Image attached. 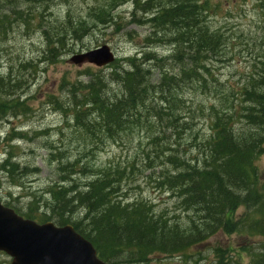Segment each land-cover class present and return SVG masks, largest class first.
Listing matches in <instances>:
<instances>
[{"label":"trees","instance_id":"1","mask_svg":"<svg viewBox=\"0 0 264 264\" xmlns=\"http://www.w3.org/2000/svg\"><path fill=\"white\" fill-rule=\"evenodd\" d=\"M50 1L0 0V39L6 38L16 19L25 27L36 21L34 28L41 30L48 53L43 60L52 63L59 48H63L66 35L78 37L85 30L76 22L69 29L57 26L56 31L49 28L50 22L41 25V16H32L31 8L47 7ZM16 2L24 8L15 11ZM259 4L264 13V0H259ZM133 11V18L139 14L135 22L150 28L152 36L144 42L169 46L168 60L177 63L176 71L165 69L166 59L145 52L142 58L125 57L123 67L117 66L119 59L107 66L115 67L110 81L99 74V69L92 74L87 71L85 82L63 79L65 97L48 95L46 101L55 112L64 115L65 127L69 123L77 126L83 138L88 137L95 146L103 143L102 139H117L135 128L149 133L152 149L144 151L141 162L150 172L148 176H158L155 187L176 201L178 215L170 220L165 213H155L150 203L125 198L123 184L138 170L134 162L113 164L79 184L73 176L88 172L87 165H80L79 159H54L59 181L47 189L49 203L34 199L20 214L37 222L51 219L58 226L72 225L107 264H146L153 255L180 256L184 249L203 244L218 233L236 234L247 240L257 238L258 251H253L252 263L264 264V184L257 166L264 153V51L253 65V74L240 87L235 106L199 109L207 112L210 135L204 139L196 133L191 135L188 140L197 152L194 158L185 160V151L182 154L165 141L167 131L173 130V136H177L180 128L192 127L185 120L189 119L190 109L185 108L181 95L189 89L211 93L214 85L208 79L207 64L212 56L220 54L222 36L208 25V0H134ZM66 16L70 17L68 11ZM67 23L70 24L69 18ZM145 60L160 68L156 82L149 81L151 68L144 65ZM111 82L117 85L118 94L110 89ZM19 85L13 78L0 76V122L27 114V100L21 101L16 94L21 89ZM229 96L233 97L228 93L224 100ZM183 109L184 114L180 113ZM240 122L245 128L235 130ZM14 130L6 138L8 143L3 149L8 151L0 164V172L10 183L27 170H19V164L13 161L16 157L9 151L13 148L12 139L27 135ZM41 204L45 210L38 214ZM240 208L243 212L236 216ZM181 214L185 220L178 218ZM213 254L214 264H231L227 249L216 247Z\"/></svg>","mask_w":264,"mask_h":264},{"label":"rangeland","instance_id":"2","mask_svg":"<svg viewBox=\"0 0 264 264\" xmlns=\"http://www.w3.org/2000/svg\"><path fill=\"white\" fill-rule=\"evenodd\" d=\"M133 1L51 0L47 3V7L31 8L30 14L34 17L41 16L39 17L43 20L41 25L50 22L49 28H53L54 31L57 30L55 28L57 26L59 29L62 28L61 26L69 29L75 22L85 30L78 37L72 38L71 34L66 35L61 44L64 46L62 49L59 48L58 57L52 63L43 60L48 53L41 30L34 28L36 21L25 27L16 19L6 38L0 39V76L13 78L15 82L19 81L21 89L16 94L21 101L27 100L28 109L24 116L20 115L13 120L8 117L9 120L0 122V164L8 151L3 149L6 145L3 137L10 133L11 128L21 131L22 135L27 134L24 139L13 141V148L9 150L16 157L15 162L19 164V170L26 167V173L17 174L14 184H11L4 174H0V200L19 213L26 212L28 205L34 199L41 198L44 204L49 203L47 196L44 195L48 192L47 189L59 181L58 163L54 159L62 162L79 159L80 165L85 163L88 167V172L85 174L79 173L73 176L79 184L90 181L93 174L108 166L134 162L138 170H134V174H130L132 178L123 184L125 198L129 201L139 200L146 204L150 203L155 213H165L166 218L170 220L174 219V215H178L176 201L169 193L155 187L154 181L158 176L154 174L148 176L150 172L145 171L146 165L141 162L145 157L144 151L149 152L152 149L149 145V133L142 128H135L122 133L117 139H102L103 143L95 146V143L89 142L88 137L83 138V133L77 126H71L69 123L65 127L64 115L55 112L54 107L46 101L48 95L63 99L64 89L67 87L62 88V80H68L70 83L85 82L88 79L85 75L87 71L88 74H92L97 73L99 69V74L106 81H110V74L115 67L95 68L89 64L70 63L73 57L103 45H107L116 59L120 60L117 66L123 67L125 57L136 55L142 58L141 55L154 53L166 59L164 64L166 70L176 71L177 63L168 60L171 53L169 46L144 42L152 35L148 26L138 25L135 22L134 19H137L139 14L136 13L134 18L132 17ZM208 1L210 11L208 25L212 30L220 31L222 36L220 54L212 56L207 64L210 73L208 79L213 81L214 86L211 87L210 94H202L191 89L183 91L181 97L185 102L184 106L190 109L189 119L185 120L189 121V126L192 127L189 130L180 128L177 136H173L175 131L168 130L165 140L172 149H179L182 154L185 151L183 156L185 160L194 158L197 152V149L191 146L189 137L195 133L200 139L210 135L207 112L201 113L199 109L210 105L219 109H230L232 105L235 106L240 87L253 74V65L264 51V13L259 0ZM15 5V11L24 8L19 2ZM67 11L70 17L66 16ZM67 18L70 24L67 23ZM144 65L151 68L149 81L156 82L160 68L149 60H145ZM110 85V89L118 94L117 85L112 82ZM228 93L233 97L229 96L224 100ZM184 110L180 113L184 114ZM193 116L195 119L192 121L190 118ZM234 128L240 130L245 128V125L240 122ZM257 166L260 182L264 184V153L259 156ZM43 210L45 208L41 204L37 213L40 214ZM242 212L243 208H240L235 214L238 216ZM178 218L186 219L183 214ZM257 240V238L247 240L236 234L218 233L203 244L184 249L180 256L153 255L146 264H185V262L214 264L213 252L216 247L227 249L231 264H253L252 253L258 251ZM10 262L11 259L7 255L0 253V264H10Z\"/></svg>","mask_w":264,"mask_h":264},{"label":"water","instance_id":"3","mask_svg":"<svg viewBox=\"0 0 264 264\" xmlns=\"http://www.w3.org/2000/svg\"><path fill=\"white\" fill-rule=\"evenodd\" d=\"M114 55L107 45L70 59V63H89L96 67L110 64ZM0 252L10 264H106L92 244L71 225L37 224L0 204Z\"/></svg>","mask_w":264,"mask_h":264},{"label":"flooded vegetation","instance_id":"4","mask_svg":"<svg viewBox=\"0 0 264 264\" xmlns=\"http://www.w3.org/2000/svg\"><path fill=\"white\" fill-rule=\"evenodd\" d=\"M7 179H8V178H7ZM8 181L10 182L9 179H8ZM12 184H14V183H12ZM0 203H1L3 206H5V207H7V208H10V209H13V210L16 211V209H14L13 207L11 208L9 204H7V203H5V202L3 203V201H1V200H0ZM16 212H17V211H16Z\"/></svg>","mask_w":264,"mask_h":264},{"label":"bare ground","instance_id":"5","mask_svg":"<svg viewBox=\"0 0 264 264\" xmlns=\"http://www.w3.org/2000/svg\"><path fill=\"white\" fill-rule=\"evenodd\" d=\"M178 3V2H177ZM143 5V4H142ZM140 7V6H139ZM146 7V6H145ZM138 14V13H137ZM142 16H143V14H142ZM143 17H145V16H143ZM140 18V17H139ZM141 21V20H140ZM143 21V20H142ZM186 27V26H185ZM45 40V39H44ZM151 40V39H150ZM47 42H49V41H47ZM149 42V41H148ZM156 44V43H155ZM147 52V51H146ZM134 56V55H133ZM263 76V75H262Z\"/></svg>","mask_w":264,"mask_h":264}]
</instances>
